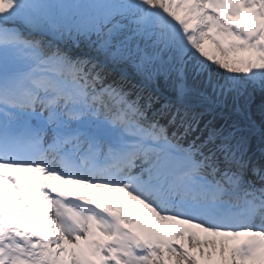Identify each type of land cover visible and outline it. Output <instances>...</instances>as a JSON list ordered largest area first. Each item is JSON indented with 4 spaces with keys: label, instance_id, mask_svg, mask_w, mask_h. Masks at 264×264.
<instances>
[{
    "label": "snow or ice",
    "instance_id": "obj_1",
    "mask_svg": "<svg viewBox=\"0 0 264 264\" xmlns=\"http://www.w3.org/2000/svg\"><path fill=\"white\" fill-rule=\"evenodd\" d=\"M257 94L264 0H0V264H264Z\"/></svg>",
    "mask_w": 264,
    "mask_h": 264
},
{
    "label": "rangeland",
    "instance_id": "obj_2",
    "mask_svg": "<svg viewBox=\"0 0 264 264\" xmlns=\"http://www.w3.org/2000/svg\"><path fill=\"white\" fill-rule=\"evenodd\" d=\"M161 85L163 86V85H167L166 83H165V81L161 78ZM168 86V85H167ZM168 89H170V87L168 86L167 87ZM170 91H171V89H170ZM172 92V91H171ZM261 101V102H260ZM257 102H259V103H263L264 102V96H262V95H260V94H257L255 97H254V99H253V103H257ZM230 101L228 102V105L226 106V107H224L223 108V110H228V109H230L228 106H231L230 105ZM232 109V110H231ZM231 109H230V111H231V113H234L235 114V108H234V106L232 105L231 106ZM252 115V112H250L249 111V114H248V116L250 117ZM252 117V116H251ZM242 118V117H241ZM244 119V118H243ZM256 119L259 121V123L261 124V128H262V130H264V120H260L261 118H259V117H256ZM229 121H231V119H229L228 121H226V124H230L229 123ZM206 134V133H205ZM258 139H260V138H258ZM257 144L258 145H260L261 143H260V141H258L257 142Z\"/></svg>",
    "mask_w": 264,
    "mask_h": 264
},
{
    "label": "trees",
    "instance_id": "obj_3",
    "mask_svg": "<svg viewBox=\"0 0 264 264\" xmlns=\"http://www.w3.org/2000/svg\"><path fill=\"white\" fill-rule=\"evenodd\" d=\"M261 105H264V102L263 103H258L255 106V111L258 112V113H260V114H263L264 115V113L261 112Z\"/></svg>",
    "mask_w": 264,
    "mask_h": 264
},
{
    "label": "bare ground",
    "instance_id": "obj_4",
    "mask_svg": "<svg viewBox=\"0 0 264 264\" xmlns=\"http://www.w3.org/2000/svg\"><path fill=\"white\" fill-rule=\"evenodd\" d=\"M74 191H75V192H79V191H80V189H78V188L74 187ZM84 191L91 192L92 190H90V189H85ZM98 191H101V190H98ZM24 226L26 227L27 225L25 224Z\"/></svg>",
    "mask_w": 264,
    "mask_h": 264
}]
</instances>
